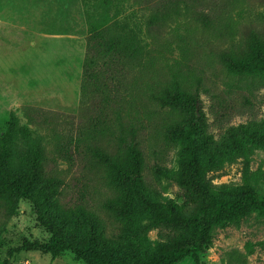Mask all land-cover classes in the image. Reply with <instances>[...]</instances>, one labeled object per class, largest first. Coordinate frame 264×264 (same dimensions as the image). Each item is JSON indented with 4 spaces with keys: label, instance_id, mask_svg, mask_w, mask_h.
<instances>
[{
    "label": "rangeland",
    "instance_id": "374dc122",
    "mask_svg": "<svg viewBox=\"0 0 264 264\" xmlns=\"http://www.w3.org/2000/svg\"><path fill=\"white\" fill-rule=\"evenodd\" d=\"M99 1L0 0V135L11 120L16 121L14 147L19 155L23 160L29 158L30 149L39 143L48 155L47 170L63 180L57 196L61 208L77 212L83 206L97 214L110 238L119 230L122 210L130 220L133 243L142 254H153L160 239L158 230L141 231L149 216L142 211L135 190L113 185L104 167H91L88 149L84 161L77 155L65 159L59 151L61 144L82 136L78 132L87 121L82 100L90 91L82 68L89 12ZM111 2L114 29L133 38L143 52L142 64L124 84L120 122L128 133L130 125L137 129L146 158L145 178L154 188L151 198L180 201L172 174L178 168L183 143L178 135H168L167 129L177 114L160 108L147 93L150 85L162 92L176 79L200 90L207 131L215 140L203 158L219 165L215 181L242 184L241 159L230 161L229 156L235 140L251 143L250 133L264 132V78L237 74L221 57L239 50L254 32L264 40V0H217L200 6L210 10L212 23L183 15L158 25L149 23L152 9L141 0ZM85 109L90 113V106ZM89 134L87 138L92 136ZM93 142L115 151L109 135ZM70 144L76 151L75 143ZM250 166L264 172V150H255ZM32 190L40 194L37 186ZM258 190L264 197V184ZM7 198L6 194L0 196V263L83 264L72 252L53 258L42 247L15 251L26 240H48L50 233L38 220L31 200L19 196L10 211ZM40 200L47 210L46 197L41 194ZM110 202L118 208L109 207ZM75 222L67 225L61 219L68 231L87 230V223ZM177 264L196 263L189 256ZM202 264H264V214L255 209L240 224L216 228L214 243Z\"/></svg>",
    "mask_w": 264,
    "mask_h": 264
},
{
    "label": "trees",
    "instance_id": "16d2710c",
    "mask_svg": "<svg viewBox=\"0 0 264 264\" xmlns=\"http://www.w3.org/2000/svg\"><path fill=\"white\" fill-rule=\"evenodd\" d=\"M141 1L152 9L149 23L158 25L173 16L183 15H189L197 22L212 23L210 10L200 9V6L217 0ZM111 4V0H100L89 12V34L82 68L90 91L82 100L87 121L82 123L78 132L82 136L70 141L75 143L76 151L71 150L73 145L70 143L61 144L59 151L65 159L73 160L77 155L84 161L88 149L91 167H104L113 185L125 191L130 188L135 190L142 211L149 216L141 231L158 230L160 239L156 251L142 254L129 237L130 220L122 210L119 212L124 218L119 230L110 238L106 224L97 214L83 206L77 212L61 208L57 196L63 180L47 170L46 150L37 143L30 149V157L23 160L14 147L16 121L11 120L0 135V196H8L10 211L16 207L19 196L31 200L38 220L50 233L48 240H26L15 251L42 247L53 258L72 252L83 264H177L189 256L196 264H202L204 254L214 243L216 228L240 224L255 209L264 214V197L258 190L260 184H264V172L262 169L253 171L250 166L255 150H264V132L250 133L251 143L233 142L229 160L241 159L244 182L218 183L215 178L219 176V165L213 160L206 162L203 158L205 150L215 140L207 131V114L199 88L195 85L187 87L178 79L162 92H156V88L150 85L147 90L150 99L157 102L160 108L177 114L167 128L168 135H178L183 143L178 168L172 174L180 201L152 199L150 194L154 188L145 178L146 158L137 129L130 125L128 133L127 126L120 122L124 84L132 71L142 64L143 52L133 38L114 29ZM221 59L229 70L237 74L264 78V40L255 32L239 50L225 53ZM92 97L91 103L86 101ZM85 106H90V113ZM31 110L35 112V109ZM40 115L44 118L43 114ZM111 120H114L112 124ZM88 133L92 135L90 138L86 137ZM107 135L113 139L115 151L93 145V140L97 142ZM34 186L38 187L40 194H34ZM41 194L46 197L50 209L43 208ZM108 206L118 208L112 202ZM61 219L67 225L82 221L87 223L88 228L85 231H68Z\"/></svg>",
    "mask_w": 264,
    "mask_h": 264
}]
</instances>
